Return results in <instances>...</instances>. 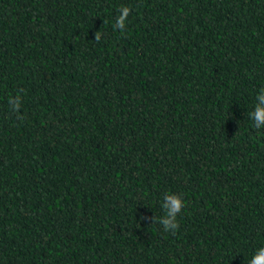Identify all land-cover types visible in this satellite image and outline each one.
<instances>
[{
  "label": "trees",
  "instance_id": "16d2710c",
  "mask_svg": "<svg viewBox=\"0 0 264 264\" xmlns=\"http://www.w3.org/2000/svg\"><path fill=\"white\" fill-rule=\"evenodd\" d=\"M258 107L264 0H0V264H250Z\"/></svg>",
  "mask_w": 264,
  "mask_h": 264
},
{
  "label": "clouds",
  "instance_id": "9594fccd",
  "mask_svg": "<svg viewBox=\"0 0 264 264\" xmlns=\"http://www.w3.org/2000/svg\"><path fill=\"white\" fill-rule=\"evenodd\" d=\"M130 11L131 8L128 6L123 8V14L120 15L116 21V26H118L120 29H123L125 19L129 15ZM96 36L97 41H99L100 33L98 32ZM14 107L19 109V101L15 103ZM253 116L256 121V124L254 125L255 127H260L261 124H264V107H258ZM184 205L185 202L179 195L172 193L166 197L164 207L167 209V219L162 221L165 223V231H171L174 233L176 230H178L179 221L177 220V216L184 208ZM250 264H264V247L258 249L257 253L251 258Z\"/></svg>",
  "mask_w": 264,
  "mask_h": 264
}]
</instances>
